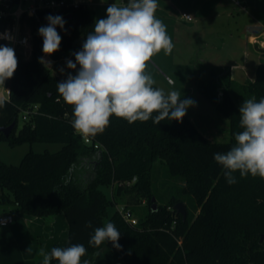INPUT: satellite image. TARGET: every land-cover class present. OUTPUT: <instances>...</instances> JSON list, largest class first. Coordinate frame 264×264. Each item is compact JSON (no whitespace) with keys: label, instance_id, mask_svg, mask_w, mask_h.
<instances>
[{"label":"trees","instance_id":"16d2710c","mask_svg":"<svg viewBox=\"0 0 264 264\" xmlns=\"http://www.w3.org/2000/svg\"><path fill=\"white\" fill-rule=\"evenodd\" d=\"M121 2L126 5L128 0ZM70 14L62 17L63 29L70 30L61 33L57 27L62 39L54 58L72 49L79 37L86 41L94 30L88 7ZM49 15L42 18L46 26ZM0 45L7 44L0 40ZM42 47L41 37L35 36L29 57L15 50L18 67L4 82L9 95L0 100V128L15 125L8 135L0 131V140L10 146L54 142L61 148L27 151L16 165L0 159L1 207L39 217L62 212L68 230L61 248L83 244L87 251L81 262L90 264H264V178L241 177L237 171L236 183L228 184L223 166L214 160L215 153H226L235 145V134L242 131L237 98L242 104L252 97L256 102L264 98V49L245 87L231 79L227 66H208L197 76V90L228 121L227 141L210 142L186 115L182 122L160 124L152 118L129 123L113 115L102 133L88 136V144L72 126V106L58 93L57 83L64 80L40 62ZM112 182L113 196L125 195L124 209L131 211L129 205L145 200L147 211L135 225L110 210L116 200L100 187ZM179 201L186 208L184 218L174 209ZM89 221L91 228L85 226ZM108 222L120 232V249L110 241L89 244L94 229Z\"/></svg>","mask_w":264,"mask_h":264},{"label":"clouds","instance_id":"9594fccd","mask_svg":"<svg viewBox=\"0 0 264 264\" xmlns=\"http://www.w3.org/2000/svg\"><path fill=\"white\" fill-rule=\"evenodd\" d=\"M157 0H128L126 5L112 3L107 18L98 19L94 30L87 35L82 50L74 53L75 62L68 60L67 68L79 70L76 75L57 83L64 102L73 108V128L82 136L102 133L110 117L126 119L129 123L148 121L182 122L189 107L195 106L191 98L181 99V90L167 93L154 88L155 80L147 72L151 58L161 50L171 54L173 43L165 24L156 17ZM48 24L39 28L43 37L42 51L50 56L59 50L61 36L57 27L64 28L59 15L46 17ZM0 38H7L0 36ZM44 63V59L40 58ZM18 67L14 48L0 45V85L13 77ZM240 128L235 134V145L226 153H215L214 160L223 166L228 184L236 183L234 173L264 178V98L244 100L240 106ZM156 113L153 117L152 114ZM86 227L91 228L89 221ZM120 232L113 223L94 229L90 245L100 246L111 242L120 249ZM83 244L54 247L50 254L40 251L42 264H90L81 258L86 255Z\"/></svg>","mask_w":264,"mask_h":264},{"label":"rangeland","instance_id":"374dc122","mask_svg":"<svg viewBox=\"0 0 264 264\" xmlns=\"http://www.w3.org/2000/svg\"><path fill=\"white\" fill-rule=\"evenodd\" d=\"M112 3L125 5L121 0H90L88 8L93 12L94 20L107 18L106 9ZM157 4L155 15L165 24L173 49L168 55L163 50L155 54L148 63L147 72L155 80V85L166 93L173 89L181 90V99L191 98L196 102L195 106L188 108L186 116L210 142L227 141L228 121L215 109L214 103L197 90L196 73L204 75L208 66H229L242 61L243 52L247 50L246 65L243 68L230 67V77L236 84L244 87L252 82L253 65L263 57L256 43H249L251 47H245V35L247 28L253 25L255 20L261 22L264 27V0H157ZM186 14L190 16V20L184 18ZM261 38H264V35ZM82 46L76 45L64 51L60 58L45 56L44 53L40 58L44 59V64L53 74L66 80L68 74L76 75L79 70V65L74 70L68 69L67 61L75 62L74 53L82 50ZM22 52L26 58L31 55L30 48H24ZM236 103L240 107L241 99L237 98ZM21 125L22 120L19 117L18 126ZM60 148L61 144L54 142L33 141L10 146L6 141L0 140V159L7 164L16 165L27 151L54 152ZM157 169V177L160 179L162 175L159 165ZM115 185L116 183L112 182L101 186L100 189L107 197L116 200L110 210L118 211L123 206L125 195L115 198ZM128 208L137 222L147 211L143 199ZM61 236L66 239L67 232L63 231Z\"/></svg>","mask_w":264,"mask_h":264},{"label":"built area","instance_id":"2783aa9c","mask_svg":"<svg viewBox=\"0 0 264 264\" xmlns=\"http://www.w3.org/2000/svg\"><path fill=\"white\" fill-rule=\"evenodd\" d=\"M90 0H0V38L7 46L14 50H23L24 48H32L33 38L39 35V28L46 26L42 18L45 14L53 16H65L70 14L72 9L79 7H88ZM185 19L190 20L189 15H184ZM264 30L258 35L249 36V43L259 46L264 49ZM171 82V80H169ZM9 89L5 84L0 86V100L7 98ZM26 115H23L25 118ZM84 143H90L91 139L88 136H83ZM97 148L98 144L94 143ZM123 220L131 225L137 223V219L130 210L124 209L123 206L118 210ZM13 221L12 213L7 212L0 215V227L7 226Z\"/></svg>","mask_w":264,"mask_h":264},{"label":"crops","instance_id":"0c3cea01","mask_svg":"<svg viewBox=\"0 0 264 264\" xmlns=\"http://www.w3.org/2000/svg\"><path fill=\"white\" fill-rule=\"evenodd\" d=\"M253 25L262 26V23L255 20ZM251 35L258 34L246 32L245 47H251L248 41ZM254 51L259 54L257 50ZM247 52V50L243 52L242 61H237L229 66L219 65L229 68H243L248 60V58L245 59ZM259 61L254 63L253 71ZM196 74L199 75L200 73ZM7 212L12 213L13 221L7 226L0 227V264H36L38 260L43 258L39 255L41 250L50 254L53 246L62 247L65 244L67 237L63 239L61 234L63 231L67 232L68 226L62 212L49 217H39L0 206V215Z\"/></svg>","mask_w":264,"mask_h":264},{"label":"water","instance_id":"95a60500","mask_svg":"<svg viewBox=\"0 0 264 264\" xmlns=\"http://www.w3.org/2000/svg\"><path fill=\"white\" fill-rule=\"evenodd\" d=\"M71 14H67L65 16H63V18H70ZM70 30L69 26L66 27L65 29L61 30V33H65L68 32ZM263 30V26L261 25H251L247 28V32L250 34H259L260 32H262ZM85 42L83 37H79L78 39L74 40L72 43V47L76 46V45H83ZM15 123L12 122L9 126L4 127V128H0V131L4 133V135H8L9 132L11 131V129L14 127ZM152 201H154V197H152ZM156 207V203H152V208ZM174 209L176 210V212L178 214H180L183 218L186 215V208L183 202L179 201L176 202L174 204ZM262 238V237H261Z\"/></svg>","mask_w":264,"mask_h":264}]
</instances>
